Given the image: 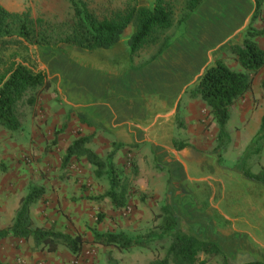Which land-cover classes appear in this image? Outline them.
<instances>
[{
  "label": "rangeland",
  "instance_id": "rangeland-1",
  "mask_svg": "<svg viewBox=\"0 0 264 264\" xmlns=\"http://www.w3.org/2000/svg\"><path fill=\"white\" fill-rule=\"evenodd\" d=\"M82 1L99 18L108 16L113 11L123 10L135 2V0ZM140 1L151 4L154 0ZM0 7L13 14L28 12L35 23L36 35L43 33L58 41L71 32L73 11L69 0H0ZM247 9L244 0L240 6L239 0H222L220 11L224 10L226 19L227 17L230 19L224 22L222 19L224 13L221 16L219 14L222 12L214 14V24L221 21L219 26L215 25L212 28L215 31L214 37L219 38L218 41L223 40L230 29L239 25L240 15ZM261 10V17L252 24L258 29L264 28V4ZM249 23L250 21L232 40L216 50L210 63L220 60L235 72H245L237 62L234 45L241 43ZM10 29H13L11 24ZM131 32V29L125 32L123 43ZM181 37L184 39V45L176 50V44L180 42L177 39ZM167 38L173 39L169 48H172L177 41L172 48L173 51L171 49L169 52L170 57L167 56L169 63H174L169 72L176 78H173L174 87L162 88V90L167 93L174 92V95H166L167 101L170 97L175 98L177 94L180 96L174 109L164 118L169 120L160 127L158 142L166 144L171 150L174 149L171 144L173 140L189 145V148L183 151L170 152V160L181 171L182 167L185 168L182 160L186 163V171L183 169L185 179H194L201 172L204 176H211L216 180L215 192L213 189L211 192V198L216 193L212 205L220 209L226 217L230 219L238 217L242 225L245 217H250L252 212L255 218H262V215L264 216V146L257 155L248 152L247 148L258 132L260 119L264 113V95L261 87L264 71L253 77L251 93L239 99L231 108L230 119L226 125L230 142L220 152L218 159L215 154L218 134L216 124L207 116L206 107L186 93V89L191 84L182 91V86H179L195 72L198 61L203 57L204 49L210 50L218 42L205 41V48L202 49L204 46H200L199 40L194 41L189 36L186 23L185 26L175 27L161 36L156 44L145 46L133 60V66L137 68L145 63ZM2 39L9 44L3 53L5 58L12 55L17 62H22L35 71L45 73L43 59L48 52H60L84 65V73L105 72L96 65L100 61L99 55L75 53L70 45L57 50L38 48L16 35L5 36ZM253 40L264 51V38ZM192 56L196 58L192 59ZM122 62L123 60L117 65ZM122 65L112 67L111 70L128 73L138 72L145 67L126 71ZM161 73V71L156 72L157 75ZM157 86L159 88L158 84ZM154 104L156 103H151L152 109L160 112L162 106L158 107ZM74 114L71 108L64 105L56 87L53 86L51 90L43 93L32 113L30 111L23 115L27 117L21 130L11 133L0 126L3 133L12 135L15 146L13 149L8 147L5 139L7 134L6 136L0 134V229L10 224L18 207V201L26 194L28 187L37 185L44 189V197L32 207V216L37 226L52 228L55 232L72 237L81 236L85 244L79 255L75 257L64 247H60L54 254H48L46 251L36 249L31 240L7 238L0 242V263L150 264L161 261L168 242L157 238L155 227L158 223L156 216L166 205L173 209L178 228L204 239L196 226L188 224L184 215L176 213V207L172 202L180 205V200L177 201L175 192L172 193L173 169L168 164L160 163L148 147L122 148L123 146H119L106 132L94 129L95 127L90 123L84 124L79 121V114H75L76 116ZM80 137L89 139L85 147L100 158L104 159L112 154L113 164L124 171L117 176L116 189V194L124 201L122 207H115L110 198L105 196L110 186L105 170L102 172V177H97L95 168L84 158H71L64 162L66 149ZM187 158L199 161L200 168L197 170V164ZM244 172L249 176L257 177L259 182L246 179L243 177ZM11 173L14 174V178L11 177ZM9 178L13 182L7 186ZM46 182L48 186L44 184ZM196 184L194 188L189 186L182 188L179 185L175 191L186 193L194 203L207 201L210 194H207L203 183L199 181ZM56 185L58 191L55 190ZM196 187L201 189L200 192L195 189ZM92 232L121 233L137 241L138 244L129 250L105 248L92 243ZM242 259L240 257L230 264H239L243 262ZM197 264H222V260L217 257L201 256Z\"/></svg>",
  "mask_w": 264,
  "mask_h": 264
},
{
  "label": "trees",
  "instance_id": "trees-1",
  "mask_svg": "<svg viewBox=\"0 0 264 264\" xmlns=\"http://www.w3.org/2000/svg\"><path fill=\"white\" fill-rule=\"evenodd\" d=\"M206 1L154 0L152 4H146L135 0L133 5L99 18L82 0H69L73 11L71 32L58 41L43 33L36 35L35 23L28 12L13 14L0 7V126L11 133L21 130L28 114L26 117L23 115L30 111L32 113L43 93L53 88L52 81L45 73L17 62L12 55L8 58L4 57L3 53L9 44L3 41V37L16 35L38 48L60 50L63 46L70 45L75 53L99 55L100 61L96 65L104 71H113L112 67H119L122 64H125L122 66L126 71L139 70L167 50L173 39L167 38L145 63L135 68L133 60L139 52L147 45L156 44L161 36L173 28L185 26L188 19ZM263 4L264 0H254V11L244 37L239 45H234L237 62L245 72H235L218 60L210 63L203 74L186 89L190 97L199 100L206 107L207 116L217 126L215 154L218 159L220 152L230 142L226 125L230 119L231 108L239 99L251 93L253 77L260 71H264V51L252 41L256 38H264V28L258 29L252 25L261 17ZM10 24L13 29H10ZM128 29L132 32L123 43ZM122 60L123 62L117 65ZM261 87L264 95V81ZM88 142L89 139L86 137L76 139L66 149L64 162L71 158H84L95 168L97 177H102V172L105 170L110 184L105 196L110 198L115 207H122L124 201L118 197L116 189L118 188L117 176L124 171L113 164L112 154L102 159L86 148ZM171 144L176 152L189 148V145L175 140L171 141ZM263 146L264 113L260 119L258 132L247 151L257 155ZM243 174L246 179L259 182L257 177L249 176L245 172ZM43 197V187L37 185L28 187L26 194L18 201V207L10 224L0 229V242L7 238L31 240L36 249L46 251L48 254H54L60 247H64L77 257L85 244L81 236L72 237L55 232L52 228L37 226L32 216V207ZM156 218L158 220L155 227L157 238L167 241L168 245L164 249V258L150 264H197L201 256L217 257L222 260V264H230L228 258L215 244L178 228L171 207L163 206ZM92 236V243L105 248L129 250L138 244L137 241L121 233L92 232ZM244 264L264 263L253 261Z\"/></svg>",
  "mask_w": 264,
  "mask_h": 264
},
{
  "label": "crops",
  "instance_id": "crops-1",
  "mask_svg": "<svg viewBox=\"0 0 264 264\" xmlns=\"http://www.w3.org/2000/svg\"><path fill=\"white\" fill-rule=\"evenodd\" d=\"M221 1L207 0L196 11L197 13L195 12L196 14L194 13L195 15L193 14L186 22L189 36L194 41L199 40L200 46H204L205 41L206 43L212 41L218 43L210 50L205 51V46L202 48L204 54L202 59L198 61L195 72L190 74L183 85L179 84L182 86L181 91L203 74L216 50L232 40L250 21L254 11V0H244L248 9L241 13V22L235 28L230 29L229 34L223 40L218 41L219 38L214 37L215 31L212 28L221 23L218 21L217 24H214L213 21L214 14L222 12L219 14L221 16L224 13V10L220 11ZM242 4L243 0H239V6ZM222 19L226 22L230 17L226 19L224 13ZM179 39L177 40L180 42H175V44L177 43L176 50L184 45V39ZM253 42L255 41L253 40ZM172 48H168L142 70L128 73H121V71L84 73L85 66L75 62L67 54L48 52L43 59V67L45 68L43 72L56 87L57 94L64 105H67L69 109L71 108L75 114H79V121L84 124L90 123L95 127L94 129L106 132L110 138L123 146L122 148L134 146L150 148L160 163L168 164L173 169L174 188H172V193L175 192L176 200H180V205H175L172 202L176 207L177 215H184L186 222L196 226L199 234L205 240L215 244L230 263H234L240 257L243 258V262L239 264L253 261L264 263V216L262 215V218L257 219L252 212L250 217H245L243 225L237 219L238 217L234 219L226 217L220 209H216L212 205L216 193L211 198V192L212 189L215 192L216 180L211 176H204L201 172L194 179H185L183 169L186 171V163L182 160L185 168L182 167L181 171L170 160L169 153L174 152L175 149L171 150L166 144L158 142L160 127L169 120L164 118L174 109L180 96L177 94L175 98L170 97L167 101L166 95H174V92L167 93L162 90V88L174 87L173 80L176 77H173L169 72L174 63H169L167 60ZM195 58L192 56V59ZM158 71L162 73L157 75L156 72ZM98 96L100 98H96ZM152 102L156 103L155 106H162L160 112L152 109ZM0 134L6 136L7 133H3L0 129ZM5 139L7 146L13 149L15 146L12 135L8 133ZM187 159L197 164V170L200 168L199 161L194 158ZM10 166L11 168L14 167L12 164ZM13 176L14 174L11 173L12 178H14ZM7 181V186L13 182L11 178ZM199 181L203 183L207 194H210L207 201L202 200L201 203H194L193 199L186 193L175 191L179 185L182 188L188 186L194 188ZM44 184L49 185L47 182ZM50 184L54 185L55 183ZM57 188L56 185V191H58ZM195 189L199 192L201 190L199 187Z\"/></svg>",
  "mask_w": 264,
  "mask_h": 264
}]
</instances>
